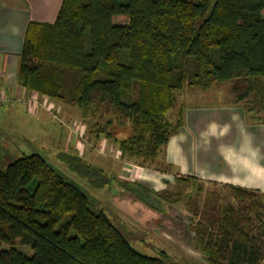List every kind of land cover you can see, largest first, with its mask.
<instances>
[{
  "label": "trees",
  "instance_id": "1",
  "mask_svg": "<svg viewBox=\"0 0 264 264\" xmlns=\"http://www.w3.org/2000/svg\"><path fill=\"white\" fill-rule=\"evenodd\" d=\"M17 78L41 99L76 107L90 136L112 137L121 159L152 165L182 125V114L167 119L176 92L238 81L244 108L264 110V0H62L53 23L28 24ZM113 122L124 134L108 131ZM1 146L0 134V264L168 263L135 251L40 155L3 167ZM60 159L79 176L105 175L76 153ZM223 188L231 202L191 228L195 248L207 264L264 263V197Z\"/></svg>",
  "mask_w": 264,
  "mask_h": 264
},
{
  "label": "crops",
  "instance_id": "2",
  "mask_svg": "<svg viewBox=\"0 0 264 264\" xmlns=\"http://www.w3.org/2000/svg\"><path fill=\"white\" fill-rule=\"evenodd\" d=\"M61 1L0 0V94H5L8 99L0 106V122L2 118L18 115L21 111L38 119L40 112H45L42 105L54 104L20 87L17 73L28 24L53 23ZM30 100H36L39 104L32 111L28 110ZM65 108L62 115L69 120L73 119L74 115L72 117L70 114L71 107ZM177 109L174 122L182 114V125L168 138L157 159L164 166L165 174L155 176L151 169L131 166L125 159L116 157L117 145L111 149L102 139L93 147L86 146L83 143L87 139L85 134L84 139H78L68 131L66 150L80 155L85 162L93 163L91 165L104 173L116 174L122 182H135L133 184L147 186L156 193L165 190L163 182L169 184L172 180L176 183V178H187L192 182L219 187L232 186L252 190L264 197V110L248 112L238 96L228 103L190 106L182 104ZM40 131L29 128L28 133L35 137ZM101 144L106 148L103 154L95 150ZM108 151L111 153L109 157ZM150 175L153 181H145L149 180L145 176ZM163 207L170 210L174 217L178 218V214H181L184 219L185 213L181 210L167 203ZM173 209L176 211L172 212ZM158 228L162 226H153L155 230ZM174 228L182 230L186 237L190 236L188 239L191 238L194 246L193 232H189L192 229L190 225H184L183 221L180 226L168 225L166 230L162 229L161 238L166 243H169L168 240L173 244L178 242ZM185 243L180 242L183 245Z\"/></svg>",
  "mask_w": 264,
  "mask_h": 264
},
{
  "label": "rangeland",
  "instance_id": "3",
  "mask_svg": "<svg viewBox=\"0 0 264 264\" xmlns=\"http://www.w3.org/2000/svg\"><path fill=\"white\" fill-rule=\"evenodd\" d=\"M244 92L245 85L238 81L214 84L208 92H201L196 88H185L175 93L176 103L168 113L167 119L173 123L175 114L178 112L177 108L182 104L187 106L223 104L232 102L239 94ZM207 94L210 96H207ZM252 97L253 95L250 94L248 98L252 99ZM52 103L60 112L57 119L45 113V110H43L45 112H40L38 119L23 111L18 113V115L1 119L0 134L2 138L3 167L17 158L38 154L66 179L75 183L87 197L88 207L93 212H102L121 231L130 246L138 253L147 257L166 260L167 264H207L204 255L193 246L191 238L188 239L190 236L186 237L182 230L178 231L174 228L178 242L173 244L171 240H168L169 243H166L161 238L162 229L165 228L166 230L168 225L180 226L182 221L184 225L192 226L191 228L194 227L197 221H202L205 225L212 224L215 216L218 217L220 208L231 202L229 191L223 187L198 181L173 183L172 180H170L169 184L162 183L165 185V190L160 193L153 192L147 186L141 184L133 188L134 191L130 187L123 186V182L116 174L105 173L102 176H99V174H91L90 176L85 174L84 176H79L77 173L71 172L60 159L62 154L75 155L68 149L66 150L69 126L75 123L76 125L82 123L84 134L87 138L83 143L86 146L92 145L93 147L100 139L104 141L106 146L109 145L111 149L116 144L112 141V137L107 138L104 135L97 141L90 136L85 121H82L81 111L76 107ZM18 105L21 104L18 103ZM42 107L45 108L46 105H42ZM65 107H71L72 113L70 114H72V117L74 115L75 119L69 120L62 115ZM23 110H25L24 106ZM29 128H36L42 131L32 137L28 133ZM123 128L127 127L113 122L108 131L116 136L120 133L124 134ZM74 137L76 138L77 136L74 135ZM110 155L111 153L108 151L107 156L109 157ZM125 161L137 168L151 169V173L155 176L156 174H165L164 166L161 165L159 160L147 166H139L133 159H125ZM145 177L149 179L145 181H153L152 175ZM124 183L129 185L135 182ZM159 194L168 195V198ZM165 203L181 210L183 214L185 213L184 219L181 214H178V218L174 217L170 210L168 211L167 208L163 207ZM171 211L176 210L173 209ZM174 215L177 216L176 213ZM67 219L68 216L65 220ZM153 226H162V228L155 230ZM210 230L212 231L213 228L210 227ZM192 231L189 230V232ZM179 241L187 244H180ZM15 248L26 256H31L32 254L28 246L16 244Z\"/></svg>",
  "mask_w": 264,
  "mask_h": 264
},
{
  "label": "built area",
  "instance_id": "4",
  "mask_svg": "<svg viewBox=\"0 0 264 264\" xmlns=\"http://www.w3.org/2000/svg\"><path fill=\"white\" fill-rule=\"evenodd\" d=\"M43 100H46V99H43ZM7 101H8L7 96L5 94H0V106ZM36 105H39L36 100H30L28 103V110L29 111L34 110ZM42 109H44L48 114H51L55 118H56L57 114L59 113L58 109L55 108L54 104H50L49 106H46L45 108H42ZM68 130L73 135H76L78 139H84V128L81 124H79V125L78 124L76 125V123L72 124L71 126H69ZM96 150L103 154L105 152V147H104V145L102 147V144H101L99 147L96 148ZM116 157L119 158L118 152L116 154Z\"/></svg>",
  "mask_w": 264,
  "mask_h": 264
}]
</instances>
